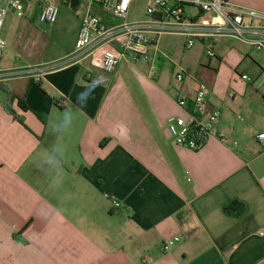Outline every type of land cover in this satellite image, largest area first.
<instances>
[{
    "label": "crops",
    "instance_id": "0c3cea01",
    "mask_svg": "<svg viewBox=\"0 0 264 264\" xmlns=\"http://www.w3.org/2000/svg\"><path fill=\"white\" fill-rule=\"evenodd\" d=\"M86 2L76 39L83 16L100 11ZM146 5L128 20L145 19ZM22 27L38 41L2 61L17 74L0 80V264H264V89L232 81L244 64L261 66L255 48L221 38L209 58L195 42L208 62L184 68L186 87L207 84L221 116L218 136L194 152L167 131L166 119L184 113L159 54L162 36L186 48L185 37L162 35L146 59L107 73L100 59L118 45L46 61L47 35Z\"/></svg>",
    "mask_w": 264,
    "mask_h": 264
},
{
    "label": "built area",
    "instance_id": "2783aa9c",
    "mask_svg": "<svg viewBox=\"0 0 264 264\" xmlns=\"http://www.w3.org/2000/svg\"><path fill=\"white\" fill-rule=\"evenodd\" d=\"M27 1L30 0H0V80L17 74L14 70L3 68L6 42L1 33L5 19L9 13L23 17ZM55 1L40 0V22L53 24L57 21L59 10ZM132 1L90 0L101 5L104 15L121 22L106 26L99 17L85 14L75 42L76 54L93 47L118 45L120 52L104 50L100 59L102 70L112 73L122 60L136 63L146 59L150 47L162 35L185 37L186 48H192L196 41H204L209 58L216 57L213 43L221 38L238 40L264 53V8L244 7L229 0H147L146 18L129 21ZM186 8H192L196 13L190 14ZM75 55L73 58H76ZM192 76L188 69L182 67L175 74V103L184 114L169 116L166 128L175 146L196 152L218 136L216 126L221 111L209 104V87L204 82H197L194 90H188L185 82ZM241 79L249 83L253 81L248 75H241ZM257 139L263 141L264 133L259 134ZM113 205L120 207L118 201H114ZM259 234L264 235V229ZM178 240L175 237L166 241L163 249H170Z\"/></svg>",
    "mask_w": 264,
    "mask_h": 264
},
{
    "label": "rangeland",
    "instance_id": "374dc122",
    "mask_svg": "<svg viewBox=\"0 0 264 264\" xmlns=\"http://www.w3.org/2000/svg\"><path fill=\"white\" fill-rule=\"evenodd\" d=\"M55 2L58 6L59 14L57 21L53 24L42 23L39 21L38 11L41 6L40 0H30L26 2L25 16L23 18L12 13L7 15L1 33L6 41L5 59L15 60L16 54L19 53V47L30 46L37 43V37H33L30 33L23 31L24 28L22 27V21L25 20L32 22L37 33L47 35L50 40L49 46L46 47L41 56L44 60L48 61L51 58L62 56L73 50L76 42V25L80 21L81 13L86 10L88 2L84 0L74 8L68 5L67 0H56ZM144 4L145 0H135L130 9V19L132 18L131 15L139 17L143 14ZM186 10L189 12H195L192 8H186ZM95 14L97 17L102 15L100 11H96ZM184 41V38L177 36H162V38H160L159 54L166 59V64L169 63L170 66H172V71L169 70V77L171 78L170 81L173 90L177 87L174 77L180 70V67H187L193 72L197 71L201 66L208 62L206 57L200 54L202 51L200 43L197 42L194 47L186 49L183 47ZM228 42L234 45L235 50L238 51V47L240 46L238 42ZM253 51L255 54L253 58L263 66V70L258 64H252L251 67L244 64L243 67L238 69L235 78L232 81L234 85H240V83H243L240 74L244 71L245 67H248L244 72L253 80L250 84L254 85L257 89H264V55L255 49ZM213 64L214 63L211 65L214 66Z\"/></svg>",
    "mask_w": 264,
    "mask_h": 264
},
{
    "label": "trees",
    "instance_id": "16d2710c",
    "mask_svg": "<svg viewBox=\"0 0 264 264\" xmlns=\"http://www.w3.org/2000/svg\"><path fill=\"white\" fill-rule=\"evenodd\" d=\"M61 1V0H59ZM68 1V4L71 5L72 8H74L75 6L81 4L84 0H67ZM66 2V1H65ZM67 3V2H66ZM94 8L97 9V10H101V5L98 4V3H94ZM121 22V20L119 19H111L109 16L105 15L104 19H103V23L106 25V26H111V25H116V24H119ZM230 206L226 207L225 210L227 212H230Z\"/></svg>",
    "mask_w": 264,
    "mask_h": 264
}]
</instances>
